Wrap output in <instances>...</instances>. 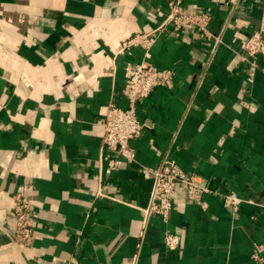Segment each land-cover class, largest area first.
I'll return each instance as SVG.
<instances>
[{
    "label": "crops",
    "instance_id": "crops-1",
    "mask_svg": "<svg viewBox=\"0 0 264 264\" xmlns=\"http://www.w3.org/2000/svg\"><path fill=\"white\" fill-rule=\"evenodd\" d=\"M168 1L0 0V264H257L258 246L264 264V59L252 69L237 55L263 0H182L211 14L214 55L212 41L169 28L147 53H119ZM142 61L174 81L136 104L147 128L127 161L104 150L103 123L108 105L128 108L126 67ZM165 157L211 192L198 203L177 192L168 218L144 228L148 169ZM112 158L120 166L106 173ZM20 187L36 215L28 251L12 238ZM229 193L243 201L236 213Z\"/></svg>",
    "mask_w": 264,
    "mask_h": 264
},
{
    "label": "built area",
    "instance_id": "built-area-1",
    "mask_svg": "<svg viewBox=\"0 0 264 264\" xmlns=\"http://www.w3.org/2000/svg\"><path fill=\"white\" fill-rule=\"evenodd\" d=\"M217 2V0H212ZM261 19L257 30L247 39L239 42L238 57L250 68H257L260 59H264V0L261 6ZM211 14L206 11L188 9L182 0H170L162 14L161 22L149 33L136 34L122 41L119 53L128 52L132 47L139 46L145 53L149 51L157 38L166 30L171 29L175 36L187 33H198L207 41L213 42L210 54L214 55L217 45L222 44L219 35L210 30ZM174 73L167 69H158L149 63L128 64L125 72V82L122 95L128 101L127 109H120L113 104L108 105L103 123L102 145L104 150L120 156L127 161L134 159V151L129 146L132 139L139 137L147 128L136 115V104L146 99L157 87L172 88ZM202 81L198 82V86ZM120 166L117 158L109 160L106 173L116 171ZM153 178V187L147 209L143 212L144 228L152 216L167 219L171 213L174 195L182 192L191 202L198 203L204 193L211 192L206 186L199 185L195 179L181 172L175 162L167 157L152 169H148ZM243 201L234 193L223 196V205L232 213L238 211ZM13 233L12 238L21 251L33 248L34 220L36 215L31 210V204L23 188H19L12 200ZM144 231V229H143ZM141 232L139 237L143 238ZM164 245L169 251H177L180 247V237L167 232ZM140 246V245H139ZM252 258L257 264H263L259 257L261 247H257ZM136 260V258H135Z\"/></svg>",
    "mask_w": 264,
    "mask_h": 264
}]
</instances>
